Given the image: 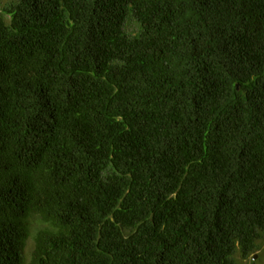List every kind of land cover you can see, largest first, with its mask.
I'll list each match as a JSON object with an SVG mask.
<instances>
[{
	"label": "trees",
	"instance_id": "16d2710c",
	"mask_svg": "<svg viewBox=\"0 0 264 264\" xmlns=\"http://www.w3.org/2000/svg\"><path fill=\"white\" fill-rule=\"evenodd\" d=\"M263 235L264 0L0 4V264H239Z\"/></svg>",
	"mask_w": 264,
	"mask_h": 264
},
{
	"label": "rangeland",
	"instance_id": "374dc122",
	"mask_svg": "<svg viewBox=\"0 0 264 264\" xmlns=\"http://www.w3.org/2000/svg\"><path fill=\"white\" fill-rule=\"evenodd\" d=\"M13 0H0V4L2 7L6 6L7 4H9L10 2H12ZM130 30H135V26L131 23ZM261 242L258 243V250L256 252H254L250 258L246 259V260H240L237 257V260L239 262V264H264V235L262 236ZM30 249V245L27 246L26 248V259L28 258V251Z\"/></svg>",
	"mask_w": 264,
	"mask_h": 264
}]
</instances>
